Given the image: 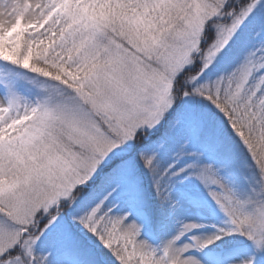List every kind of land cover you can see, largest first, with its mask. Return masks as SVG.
<instances>
[{
  "label": "snow or ice",
  "instance_id": "1",
  "mask_svg": "<svg viewBox=\"0 0 264 264\" xmlns=\"http://www.w3.org/2000/svg\"><path fill=\"white\" fill-rule=\"evenodd\" d=\"M0 264H264V0H0Z\"/></svg>",
  "mask_w": 264,
  "mask_h": 264
}]
</instances>
